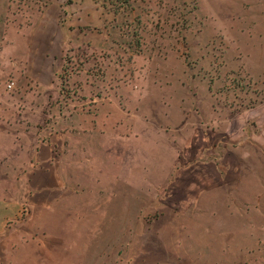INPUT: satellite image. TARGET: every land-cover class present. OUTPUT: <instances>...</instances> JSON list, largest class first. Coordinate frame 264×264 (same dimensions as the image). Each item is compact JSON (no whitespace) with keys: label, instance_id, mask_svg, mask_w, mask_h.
Here are the masks:
<instances>
[{"label":"rangeland","instance_id":"374dc122","mask_svg":"<svg viewBox=\"0 0 264 264\" xmlns=\"http://www.w3.org/2000/svg\"><path fill=\"white\" fill-rule=\"evenodd\" d=\"M4 9L20 29L4 48L22 57L21 133L98 134L95 169L57 171L66 185L51 170H23L20 182L5 171L0 264H264V72L245 67L264 61V0H4ZM27 53L46 88H35ZM77 136L54 135L53 158L82 152ZM88 173L100 186L79 182ZM98 190L103 211L78 212L76 193Z\"/></svg>","mask_w":264,"mask_h":264},{"label":"crops","instance_id":"0c3cea01","mask_svg":"<svg viewBox=\"0 0 264 264\" xmlns=\"http://www.w3.org/2000/svg\"><path fill=\"white\" fill-rule=\"evenodd\" d=\"M4 9V0H0V216H4V208H5V178H6V170L15 171L14 178L16 181H21V171L23 170H38V169H46L51 170L52 174L48 177L50 179H55V183L57 185L67 184L63 178L56 177L57 171L59 170H85L86 167L75 166L74 163H89V170H94V159H96V154L91 152L90 146L93 144L89 137H96L98 134L97 131H88V130H80L77 132L66 131L62 133L55 134L51 130L39 129L28 131L25 134L21 133V120L20 116H18L15 112V108L19 105L20 99L16 96L13 90H15V83L18 81V72L21 69V53H12L10 50H5L4 43L7 36H12L11 39L9 37V41L12 43L15 40L20 39V29L18 26H15V22L9 23L6 25V17ZM28 54V53H27ZM44 55V56H43ZM41 58L46 60L48 63V71L50 75L53 74L51 68V56H46V53L43 54ZM30 53L28 54V70L32 73L35 79L34 86L35 88H46V84L37 79L36 74L34 72V66H43L37 63H34L32 60ZM264 58V57H263ZM45 65V64H44ZM47 65V64H46ZM245 67L247 71L255 74L257 70H261L260 72H264V61L261 64H247L245 62ZM257 74V73H256ZM12 77H11V76ZM6 77L11 79V82L14 83V86L11 89L6 87L7 82ZM8 91H13V95L9 96ZM40 101V102H39ZM35 101L34 103H30L29 106L33 107L34 112H40L41 108L44 105V100ZM42 111V110H41ZM75 135L77 137H82L83 139L77 141L76 144L81 145L82 152L73 153H61L58 159L53 158V149L54 144L56 143L53 138L56 135L58 138L62 139V144H65L66 138H71ZM22 136L26 138V141H22ZM72 142H68L71 144ZM85 150V151H83ZM92 165V166H91ZM87 168V169H88ZM27 176V180L30 179L29 173L25 174ZM68 177V176H67ZM90 174L88 173V177L81 178L79 181L82 185L91 183ZM69 179V178H68ZM93 184L96 186H100L99 180H95L93 178ZM77 201L79 198V202H84L81 206L82 208H78V212L83 210H93L92 213L94 216H98V212H101L102 208L99 205L103 199L100 197L102 195L99 194V190L97 191V195H89L90 193L80 194L76 193ZM83 196L86 199L80 198ZM111 200L115 199V195H110ZM19 200V199H18ZM64 205H66L68 209V204L70 199L65 197L62 199ZM107 202V200H105ZM86 202H89L86 205ZM32 205L35 202H31ZM98 205V206H97ZM36 206V205H34ZM103 211V210H102Z\"/></svg>","mask_w":264,"mask_h":264},{"label":"built area","instance_id":"2783aa9c","mask_svg":"<svg viewBox=\"0 0 264 264\" xmlns=\"http://www.w3.org/2000/svg\"><path fill=\"white\" fill-rule=\"evenodd\" d=\"M14 86V83L13 82H9V83H7V85H6V87L8 88V89H11L12 87Z\"/></svg>","mask_w":264,"mask_h":264}]
</instances>
